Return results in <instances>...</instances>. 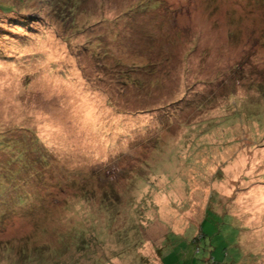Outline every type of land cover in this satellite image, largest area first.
Here are the masks:
<instances>
[{"label": "rangeland", "instance_id": "rangeland-1", "mask_svg": "<svg viewBox=\"0 0 264 264\" xmlns=\"http://www.w3.org/2000/svg\"><path fill=\"white\" fill-rule=\"evenodd\" d=\"M0 264H264V0H0Z\"/></svg>", "mask_w": 264, "mask_h": 264}, {"label": "trees", "instance_id": "trees-1", "mask_svg": "<svg viewBox=\"0 0 264 264\" xmlns=\"http://www.w3.org/2000/svg\"><path fill=\"white\" fill-rule=\"evenodd\" d=\"M11 10H13V7L12 6H4V4L2 5V8L0 9V12H9V11H11Z\"/></svg>", "mask_w": 264, "mask_h": 264}]
</instances>
